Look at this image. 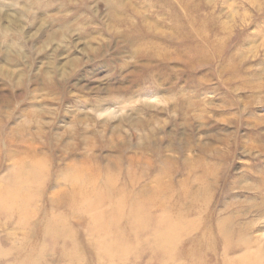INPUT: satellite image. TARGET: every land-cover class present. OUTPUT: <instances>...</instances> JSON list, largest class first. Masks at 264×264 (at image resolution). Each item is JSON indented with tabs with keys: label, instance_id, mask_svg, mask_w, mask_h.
Masks as SVG:
<instances>
[{
	"label": "rangeland",
	"instance_id": "374dc122",
	"mask_svg": "<svg viewBox=\"0 0 264 264\" xmlns=\"http://www.w3.org/2000/svg\"><path fill=\"white\" fill-rule=\"evenodd\" d=\"M20 168L0 234L44 264L264 252V0H0V187Z\"/></svg>",
	"mask_w": 264,
	"mask_h": 264
},
{
	"label": "bare ground",
	"instance_id": "6f19581e",
	"mask_svg": "<svg viewBox=\"0 0 264 264\" xmlns=\"http://www.w3.org/2000/svg\"><path fill=\"white\" fill-rule=\"evenodd\" d=\"M21 168H23V166ZM21 168L19 169V172L10 173L8 175L6 184L0 187V216L2 218H8L9 220L14 217L18 218L16 225L13 224L12 221H8L10 222V225L12 227H15V228L17 227V229L18 228L25 229L26 226L28 225L27 224L28 210H27L26 199L29 196L26 192V187L24 185V180H25L24 171ZM12 187H13V190H12ZM96 193L97 191L92 192V196L96 195ZM95 204L96 203L92 202L89 205L92 206ZM8 224L7 226H9ZM178 235H179V232H175V229H172V232L168 233V235L165 236V239L162 240L161 242V244H163L164 246V248H161L162 252H164L165 254L169 252L168 250L170 248L169 246L171 245L172 242H175L174 240H176ZM55 236L61 237L62 233H56ZM1 241L3 242V244ZM26 241H27L26 233H22L20 237L19 234L16 232L3 230L2 234H0V264H44L41 254L31 250L29 246L27 245ZM231 241L232 240L228 235H224L222 237V243L225 246V248L228 250V252H231L230 250H233V246H231V243H230ZM106 253L111 256L114 255L108 251H106ZM64 258H66L65 253H64ZM112 258L113 257H111V259ZM196 264H201V263L200 261H197ZM224 264H264V252L257 253L254 255L247 254V256L244 257L242 261L237 262V263H234L232 261L228 262L227 260H225Z\"/></svg>",
	"mask_w": 264,
	"mask_h": 264
}]
</instances>
